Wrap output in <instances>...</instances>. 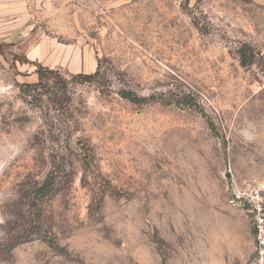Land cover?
Returning a JSON list of instances; mask_svg holds the SVG:
<instances>
[{"label": "rangeland", "instance_id": "rangeland-1", "mask_svg": "<svg viewBox=\"0 0 264 264\" xmlns=\"http://www.w3.org/2000/svg\"><path fill=\"white\" fill-rule=\"evenodd\" d=\"M252 178L264 0H0V264H251Z\"/></svg>", "mask_w": 264, "mask_h": 264}, {"label": "built area", "instance_id": "built-area-1", "mask_svg": "<svg viewBox=\"0 0 264 264\" xmlns=\"http://www.w3.org/2000/svg\"><path fill=\"white\" fill-rule=\"evenodd\" d=\"M230 193L232 205H247L252 213L257 255L251 264H264V179L252 178L233 184Z\"/></svg>", "mask_w": 264, "mask_h": 264}, {"label": "trees", "instance_id": "trees-1", "mask_svg": "<svg viewBox=\"0 0 264 264\" xmlns=\"http://www.w3.org/2000/svg\"><path fill=\"white\" fill-rule=\"evenodd\" d=\"M95 73H98V69L95 71ZM78 75H80V74H78ZM81 75H84V74H81ZM92 76H93V74H88V75L85 74L84 77H92Z\"/></svg>", "mask_w": 264, "mask_h": 264}, {"label": "crops", "instance_id": "crops-1", "mask_svg": "<svg viewBox=\"0 0 264 264\" xmlns=\"http://www.w3.org/2000/svg\"><path fill=\"white\" fill-rule=\"evenodd\" d=\"M38 54H36V56H37ZM38 57V56H37Z\"/></svg>", "mask_w": 264, "mask_h": 264}]
</instances>
